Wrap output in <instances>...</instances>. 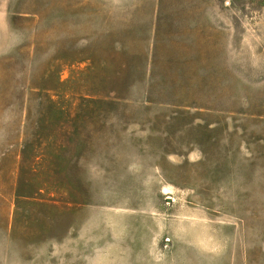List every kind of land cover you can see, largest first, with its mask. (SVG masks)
<instances>
[{
    "label": "rangeland",
    "instance_id": "rangeland-1",
    "mask_svg": "<svg viewBox=\"0 0 264 264\" xmlns=\"http://www.w3.org/2000/svg\"><path fill=\"white\" fill-rule=\"evenodd\" d=\"M0 264H264V0H0Z\"/></svg>",
    "mask_w": 264,
    "mask_h": 264
}]
</instances>
